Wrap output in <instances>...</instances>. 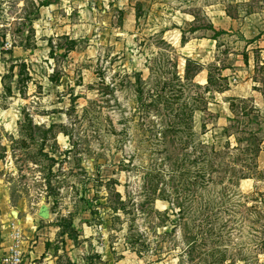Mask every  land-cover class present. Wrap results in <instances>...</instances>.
Wrapping results in <instances>:
<instances>
[{"label": "rangeland", "instance_id": "obj_1", "mask_svg": "<svg viewBox=\"0 0 264 264\" xmlns=\"http://www.w3.org/2000/svg\"><path fill=\"white\" fill-rule=\"evenodd\" d=\"M220 11L235 26L216 35ZM248 12L244 0H0L13 42L0 264L16 250L23 264H264V49L241 32ZM188 60L203 70L187 76ZM211 148L218 172L203 168Z\"/></svg>", "mask_w": 264, "mask_h": 264}, {"label": "crops", "instance_id": "obj_2", "mask_svg": "<svg viewBox=\"0 0 264 264\" xmlns=\"http://www.w3.org/2000/svg\"><path fill=\"white\" fill-rule=\"evenodd\" d=\"M254 2L258 3L257 0H244L245 5L249 6V12L246 16L247 21L243 23V26H241L240 29L241 32L245 35V37L249 39L253 40L255 39V37L261 36L262 39L258 42V45H256V47L264 49V1L262 2L263 8L260 10L255 7ZM216 14L217 15L212 18V23L217 31L228 32L232 28H234L235 19L227 11H220ZM250 62L255 63L254 58L253 61L250 60ZM228 71H230V69L224 70V74L228 75ZM32 256L34 257V255ZM47 259L48 258L44 256V264L47 263ZM26 264H28V262Z\"/></svg>", "mask_w": 264, "mask_h": 264}, {"label": "trees", "instance_id": "obj_3", "mask_svg": "<svg viewBox=\"0 0 264 264\" xmlns=\"http://www.w3.org/2000/svg\"><path fill=\"white\" fill-rule=\"evenodd\" d=\"M226 33H227L226 31H216V35H222V34H226ZM214 39H217V36L214 37ZM194 64L199 67L198 68L199 71H202L203 70V67L201 65L197 64L195 61L188 60L187 61V69H186L187 76H189V73H190V71L192 69V66ZM222 78L223 77L221 75V77L219 78V80H221ZM208 82L209 83H212L213 82V73H212V71H209V79H208ZM189 117L193 119V113L192 112L190 113ZM191 122H192V120L190 121V125L188 124L190 126V128L192 127L191 126ZM256 138H257L256 133H252L251 136H250V138H249V140H251V143L255 144L256 143ZM203 146L205 148H207V149L210 148V147H208V145H205V144ZM259 149H260V146L259 145H249L247 147L248 153H251L250 151L256 152L255 153V156L254 157H251V160L249 161V163L248 162L246 163L247 165H249V171L250 170L252 171L251 167H256V165H257V163L255 162V157L257 156ZM211 150H212L211 152L204 153L205 155H204L203 160L206 157V159H205L206 161H205V164H204V167L203 168L205 169V171H206V168H207L208 170L209 169H212L215 172H218L219 171V168L217 167L218 164L216 163V159L214 161V158H213L214 155H217V152L218 151H216V150H214L212 148H211ZM220 162H222V161H220ZM246 164H245V167H247ZM242 167H244V163H242ZM242 170H245V169H242ZM248 175L249 174L245 171V173H241V174L237 175V177H236L235 180H236V182H238V181H241L243 179H247V178H249ZM237 185H238V183H237ZM218 262L221 264V261H218Z\"/></svg>", "mask_w": 264, "mask_h": 264}, {"label": "built area", "instance_id": "obj_4", "mask_svg": "<svg viewBox=\"0 0 264 264\" xmlns=\"http://www.w3.org/2000/svg\"><path fill=\"white\" fill-rule=\"evenodd\" d=\"M13 50V42L9 36H3L0 34V85L9 73L8 66L10 59V53ZM4 264H23L22 253L14 251L4 258Z\"/></svg>", "mask_w": 264, "mask_h": 264}, {"label": "water", "instance_id": "obj_5", "mask_svg": "<svg viewBox=\"0 0 264 264\" xmlns=\"http://www.w3.org/2000/svg\"><path fill=\"white\" fill-rule=\"evenodd\" d=\"M39 215L44 219H48L51 216L50 207L48 205H43L40 208Z\"/></svg>", "mask_w": 264, "mask_h": 264}]
</instances>
